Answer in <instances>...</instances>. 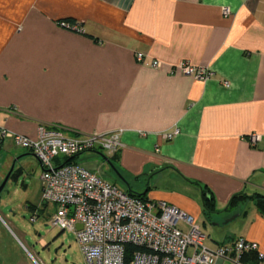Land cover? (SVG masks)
Wrapping results in <instances>:
<instances>
[{
  "label": "crops",
  "instance_id": "0c3cea01",
  "mask_svg": "<svg viewBox=\"0 0 264 264\" xmlns=\"http://www.w3.org/2000/svg\"><path fill=\"white\" fill-rule=\"evenodd\" d=\"M183 61L212 74L171 71ZM0 125L32 138L40 126L68 137L119 131L115 152L75 161L197 225L208 218L205 186L216 223L205 244L244 238L264 254L255 204L228 208L240 191L264 194V0H0ZM14 146L0 147V177L35 156ZM40 192L38 177L42 208Z\"/></svg>",
  "mask_w": 264,
  "mask_h": 264
},
{
  "label": "built area",
  "instance_id": "2783aa9c",
  "mask_svg": "<svg viewBox=\"0 0 264 264\" xmlns=\"http://www.w3.org/2000/svg\"><path fill=\"white\" fill-rule=\"evenodd\" d=\"M222 12L228 14L229 9L223 7ZM136 57L141 59L142 54ZM175 70L199 80L212 74L208 67L186 61L171 69ZM177 132L175 128L165 136ZM8 138L38 159L41 202L55 206L51 224L74 233L85 264H125V243L142 248L134 251L130 264H221L225 260L242 264L240 257L247 253L264 258L258 244L244 238L209 247L193 217L177 206L139 199L75 160L63 161L88 150L115 152L120 146L119 131L68 137L58 129L40 126L32 138L0 125V147ZM249 138L256 145L261 135L253 133Z\"/></svg>",
  "mask_w": 264,
  "mask_h": 264
},
{
  "label": "rangeland",
  "instance_id": "374dc122",
  "mask_svg": "<svg viewBox=\"0 0 264 264\" xmlns=\"http://www.w3.org/2000/svg\"><path fill=\"white\" fill-rule=\"evenodd\" d=\"M14 149L18 155L26 153L20 147L14 146ZM101 153L108 156L105 150ZM21 159L16 165H22V174L17 181L9 179L0 192V264H36L33 258L40 264H85L74 233L51 224L50 216L55 206L40 207L38 159L30 154ZM2 180L1 176L0 183ZM31 203L36 205V210L30 209ZM210 216L215 219V214ZM207 217L204 224L197 221L206 235L211 234L212 225L216 224L214 219Z\"/></svg>",
  "mask_w": 264,
  "mask_h": 264
},
{
  "label": "trees",
  "instance_id": "16d2710c",
  "mask_svg": "<svg viewBox=\"0 0 264 264\" xmlns=\"http://www.w3.org/2000/svg\"><path fill=\"white\" fill-rule=\"evenodd\" d=\"M59 22L67 23V24L74 23L72 19H64V20H60ZM96 151L101 153V151H98V150ZM76 158L77 156L65 157L63 161L65 163H68V162L74 161ZM20 174H21V170L15 167L13 168L9 179L17 181ZM128 193L139 199L147 200L144 198V195H145L144 193L143 194H140V193L134 194L131 192H128ZM241 201H252L255 204L258 211L260 212V214L264 216V194L263 193L255 192V193L248 194L246 191H240L238 193H235L234 195H232V197L228 201V208L236 206ZM201 203H202L204 214H206V216H209L211 213L215 212L214 195L205 186L202 187V202ZM124 247H125V259H124L125 264H130V260H131V257L134 251L142 249L141 247L134 245L132 243H125ZM256 260L258 259L255 253L242 254L240 257V261L245 264H254Z\"/></svg>",
  "mask_w": 264,
  "mask_h": 264
},
{
  "label": "water",
  "instance_id": "95a60500",
  "mask_svg": "<svg viewBox=\"0 0 264 264\" xmlns=\"http://www.w3.org/2000/svg\"><path fill=\"white\" fill-rule=\"evenodd\" d=\"M100 154L103 155L104 157H106L104 154H102V153H100ZM14 162H15V161L12 162V164H11L9 170L7 171V173L5 174L3 180H2L1 183H0V192L3 190L5 184H6L7 181L9 180L10 174H11L13 168H14ZM109 163H110V161H109ZM111 166L114 168V166H113L112 164H111ZM114 169H115V168H114ZM76 227H77V228H81V225L78 224Z\"/></svg>",
  "mask_w": 264,
  "mask_h": 264
},
{
  "label": "flooded vegetation",
  "instance_id": "af4514ba",
  "mask_svg": "<svg viewBox=\"0 0 264 264\" xmlns=\"http://www.w3.org/2000/svg\"><path fill=\"white\" fill-rule=\"evenodd\" d=\"M15 164H16V163L14 162V166H15Z\"/></svg>",
  "mask_w": 264,
  "mask_h": 264
}]
</instances>
